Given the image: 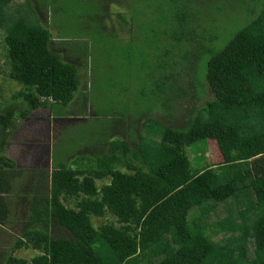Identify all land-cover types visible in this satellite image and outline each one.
Returning <instances> with one entry per match:
<instances>
[{
	"label": "trees",
	"instance_id": "trees-1",
	"mask_svg": "<svg viewBox=\"0 0 264 264\" xmlns=\"http://www.w3.org/2000/svg\"><path fill=\"white\" fill-rule=\"evenodd\" d=\"M230 8L246 22L219 47L208 29ZM136 25L154 63L131 52ZM0 43L21 86L0 91V230H20L0 264H264V0H0ZM122 54L154 68L151 102L100 155L56 154L50 172L5 154L36 110L69 119L86 95L92 112Z\"/></svg>",
	"mask_w": 264,
	"mask_h": 264
},
{
	"label": "rangeland",
	"instance_id": "rangeland-1",
	"mask_svg": "<svg viewBox=\"0 0 264 264\" xmlns=\"http://www.w3.org/2000/svg\"><path fill=\"white\" fill-rule=\"evenodd\" d=\"M246 18V12L239 13L230 8L225 16L212 24L210 23L208 32L219 35L218 46L222 47L234 32L245 25ZM204 25L208 26L206 22L203 23ZM144 30L145 27L136 25L137 39L130 45L131 52L138 53V57L154 63L155 50L145 44L148 43L146 36L140 41ZM202 30H204L203 27ZM122 34L128 35L126 31ZM182 50L185 51V49ZM178 51L177 49L173 51L176 57ZM202 66L205 68L204 65ZM8 69V64L5 61V48L0 43V91L5 100L10 98L12 92L21 87L18 82L7 76L6 72ZM153 71L154 68H151V70L144 68L140 71L138 63L134 62V60L126 67L124 54L120 55L118 59L114 60V68L109 72V76L113 81L104 85H93L90 90V93L94 96V99H90L91 102H94L92 113L94 111L98 115L90 114L91 106L86 111V106L88 105L85 99L86 95H83V98L79 96L78 100L75 98L72 106H76L78 112L72 110L73 113L69 116V119L61 118L58 121H53L49 108L36 110L26 119L17 120V129L11 136L9 145L4 150L5 154L15 159L20 168L36 165L45 168L49 167L51 169L50 172L53 169V157L56 154L60 159H63L72 153L68 160L69 162L76 159L77 156L101 154V143L106 141V137L115 134L116 131L118 132L123 125L127 129L133 118H136L140 113L146 112L151 102L150 90L153 85H150V73ZM129 72L130 75L126 76V73ZM85 83L83 74L82 85L76 93V97L85 92V89L89 90L90 86ZM166 85H171V83ZM129 87H131L130 92L125 91ZM142 91H146V94H142ZM0 100H2L1 96ZM71 109L72 107L69 108V110ZM142 119L143 117L141 121ZM56 140L59 141L56 142L57 148L52 155ZM201 145H204V143L201 142L187 147L188 155L191 158L198 157V150ZM105 149H107V145ZM212 152L213 150L210 149L206 155L211 157ZM86 158V160H80L81 158H77V160L88 165L90 157L87 156ZM25 181L21 179V185H19V181H15L17 187L22 188L20 193L12 195L17 199L16 202L20 200L23 192L25 193V189H23V182L25 183ZM240 205L242 207V204ZM106 220L105 218H95L94 223L98 226ZM18 230L16 228L11 231L8 227H6V230H0V250L10 252L13 249V244L17 239L16 236L20 234V230L19 232ZM37 253L39 252L30 248H22L14 252L16 256L27 259H31Z\"/></svg>",
	"mask_w": 264,
	"mask_h": 264
},
{
	"label": "crops",
	"instance_id": "crops-1",
	"mask_svg": "<svg viewBox=\"0 0 264 264\" xmlns=\"http://www.w3.org/2000/svg\"><path fill=\"white\" fill-rule=\"evenodd\" d=\"M50 113H51V111H50ZM90 114H92V112L90 111ZM51 115H52V113H51ZM51 117H53V116H51ZM48 125H49V123H48ZM115 134H113L112 136H111V138H114L113 136H114ZM101 145L103 146V147H105L106 146V143L105 142H102L101 143ZM107 147H108V145H107ZM100 155V154H99ZM91 155H89V157H90ZM97 155H92L91 157H96ZM75 160V159H74ZM75 166H76V164H75ZM121 168L124 170L125 169V167L123 166H121ZM96 182H97V184L99 185V186H101L102 184H104V183H106V182H109V179H104V180H102V179H97L96 180ZM108 217H110L111 219H113V217L110 215V214H106L105 216H103V217H96V216H93L92 217V222H93V224L95 225V223H94V220H95V218H105V219H107L108 220ZM107 220L105 221V222H107ZM104 222H102L101 224H103ZM101 224H99V225H101ZM98 225V226H99ZM96 226V225H95Z\"/></svg>",
	"mask_w": 264,
	"mask_h": 264
}]
</instances>
